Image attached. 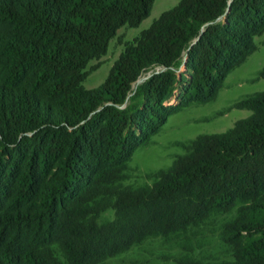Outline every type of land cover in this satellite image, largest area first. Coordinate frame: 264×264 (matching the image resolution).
<instances>
[{"label":"trees","instance_id":"16d2710c","mask_svg":"<svg viewBox=\"0 0 264 264\" xmlns=\"http://www.w3.org/2000/svg\"><path fill=\"white\" fill-rule=\"evenodd\" d=\"M154 2L0 0V264H111L157 238L183 251L176 264H264V92L233 103L251 114L226 132L179 144L152 185L124 184L135 152L257 50L264 0H180L85 90L89 62ZM185 51L180 76L137 85ZM207 229L222 257L195 254Z\"/></svg>","mask_w":264,"mask_h":264},{"label":"rangeland","instance_id":"374dc122","mask_svg":"<svg viewBox=\"0 0 264 264\" xmlns=\"http://www.w3.org/2000/svg\"><path fill=\"white\" fill-rule=\"evenodd\" d=\"M179 1L155 0L149 16L137 28L123 27L119 29L116 36L110 41L106 54L99 60L89 62L87 70L96 65L98 68L90 73L83 82V88L89 91L99 87L123 50L120 43L132 41L138 37L162 13L174 8ZM255 44L257 50L240 67L227 76L224 87L215 101L205 105L191 106L172 115L161 131L152 137V143L135 152L129 163L125 185H152L154 180L149 177L159 170L168 168L176 156L183 154L179 144H185L200 135L224 133L232 128L238 120L250 116L251 113L247 110L229 108L233 103L247 96L264 92V80L257 79L258 73L264 69V34L255 38ZM184 62L185 59L182 57L179 64L171 67L169 72L180 76L185 72ZM155 70L162 69L156 68ZM172 104L176 105L177 101L174 100L169 105ZM106 217L111 218L112 212H107ZM201 233L203 236L200 238L199 245L203 249L202 252L200 249L195 250V254L207 258L216 254L218 257H222L217 235H214L209 229ZM181 252L183 251L174 244L157 238L134 247L126 254L112 259L110 263L176 264L177 258L182 254Z\"/></svg>","mask_w":264,"mask_h":264},{"label":"water","instance_id":"95a60500","mask_svg":"<svg viewBox=\"0 0 264 264\" xmlns=\"http://www.w3.org/2000/svg\"><path fill=\"white\" fill-rule=\"evenodd\" d=\"M228 11V10H227ZM218 20H216V21H214V22H217ZM214 22H211V23H209V24H207L205 27H207L208 25H210V24H212V23H214ZM205 27H204V29H205ZM204 29L202 30V32L204 31ZM195 43V41H193V43L191 44V45H193ZM182 57H184V59H185V61H186V58H187V51H185V53L183 54V56ZM184 64H185V62H184ZM161 69L162 70H152V71H150V72H148V75H149V77L148 78H150L152 75H154V74H158V73H160V72H169V70L171 69V68H163V67H161ZM138 79V78H137ZM132 88V87H131ZM136 92V91H135ZM134 92V93H135ZM133 93V94H134ZM132 94V95H133ZM131 96V94H130V92H129V94H128V98ZM100 109V108H99Z\"/></svg>","mask_w":264,"mask_h":264},{"label":"bare ground","instance_id":"6f19581e","mask_svg":"<svg viewBox=\"0 0 264 264\" xmlns=\"http://www.w3.org/2000/svg\"><path fill=\"white\" fill-rule=\"evenodd\" d=\"M148 77H149V75H147L146 77H144V78H141L140 80H138V82H137V85H139V84L143 83L145 80H147V79H148Z\"/></svg>","mask_w":264,"mask_h":264},{"label":"built area","instance_id":"2783aa9c","mask_svg":"<svg viewBox=\"0 0 264 264\" xmlns=\"http://www.w3.org/2000/svg\"><path fill=\"white\" fill-rule=\"evenodd\" d=\"M176 94H177V92H176ZM174 100H175V99H174ZM174 100H173V101H174Z\"/></svg>","mask_w":264,"mask_h":264},{"label":"clouds","instance_id":"9594fccd","mask_svg":"<svg viewBox=\"0 0 264 264\" xmlns=\"http://www.w3.org/2000/svg\"><path fill=\"white\" fill-rule=\"evenodd\" d=\"M172 102V101H171Z\"/></svg>","mask_w":264,"mask_h":264}]
</instances>
